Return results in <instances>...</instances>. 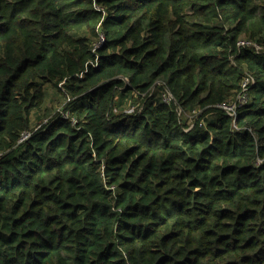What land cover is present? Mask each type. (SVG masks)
Segmentation results:
<instances>
[{"label": "trees", "instance_id": "16d2710c", "mask_svg": "<svg viewBox=\"0 0 264 264\" xmlns=\"http://www.w3.org/2000/svg\"><path fill=\"white\" fill-rule=\"evenodd\" d=\"M240 38L264 45V0H0V264H264V55ZM47 84L70 118L19 145Z\"/></svg>", "mask_w": 264, "mask_h": 264}, {"label": "built area", "instance_id": "2783aa9c", "mask_svg": "<svg viewBox=\"0 0 264 264\" xmlns=\"http://www.w3.org/2000/svg\"><path fill=\"white\" fill-rule=\"evenodd\" d=\"M95 9L101 13H104V8L100 4L95 3ZM105 39L106 38H105V33L103 31V28L99 27L98 35L96 36L95 41L92 44L93 51H98L102 47V45L104 44ZM238 47L240 49L250 48L255 52V54L264 55V45H261L258 42L254 41V40H250L248 38H240L238 40ZM254 83H255V80H254L253 76L250 74H246L242 79L241 88H240L239 92H237L235 94V96L228 99L227 101H225L221 104H218L217 108L223 110L228 115H230L236 119L238 111L242 107H244L249 102V100L251 99V91L250 90H251V87L253 86ZM158 97H159L160 101L164 104L172 105V104L176 103V98H175L174 94L167 87H164L159 92ZM136 108H137V106L131 105L128 108H126L125 113L132 114L135 112ZM116 111H117V109L114 110V112H116ZM57 113L61 114L65 118H70L69 112H67L65 110L64 106L59 107L57 109ZM200 113H201L200 109H193V110L188 111V112L183 111L182 109H179L180 118L185 119L184 121L186 124V126H185L186 130H190L191 128L194 127V125L196 124V122L198 120V116L200 115ZM50 118L51 117L44 118L40 122V124H38L35 127L33 126V128L31 130L23 132L21 134L19 141H18V144L20 145V144L24 143L25 141H27L29 138H31V136L36 131L41 129L45 124H47L49 122ZM71 119H72L73 124H76V120L74 118H71ZM200 124L203 125L204 122L201 121ZM2 156H3V153L0 152V158ZM111 189L113 190L114 187H111Z\"/></svg>", "mask_w": 264, "mask_h": 264}, {"label": "rangeland", "instance_id": "374dc122", "mask_svg": "<svg viewBox=\"0 0 264 264\" xmlns=\"http://www.w3.org/2000/svg\"><path fill=\"white\" fill-rule=\"evenodd\" d=\"M46 93L47 98L43 105V111L40 113L33 112L31 114V123L34 125V127L40 124L44 118L50 117L51 115L57 113V109L62 106L63 102H65L59 91L55 88H52V86L49 84L46 85ZM183 122L185 123V121Z\"/></svg>", "mask_w": 264, "mask_h": 264}, {"label": "crops", "instance_id": "0c3cea01", "mask_svg": "<svg viewBox=\"0 0 264 264\" xmlns=\"http://www.w3.org/2000/svg\"><path fill=\"white\" fill-rule=\"evenodd\" d=\"M35 113H37V112H35ZM34 125H32V127H33Z\"/></svg>", "mask_w": 264, "mask_h": 264}]
</instances>
